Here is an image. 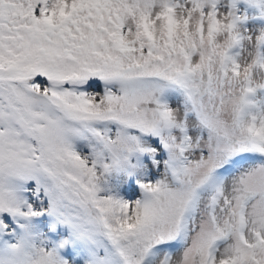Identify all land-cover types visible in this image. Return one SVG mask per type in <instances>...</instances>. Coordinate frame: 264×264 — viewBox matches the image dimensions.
<instances>
[{"label": "snow or ice", "instance_id": "1", "mask_svg": "<svg viewBox=\"0 0 264 264\" xmlns=\"http://www.w3.org/2000/svg\"><path fill=\"white\" fill-rule=\"evenodd\" d=\"M0 264H264V0H0Z\"/></svg>", "mask_w": 264, "mask_h": 264}]
</instances>
